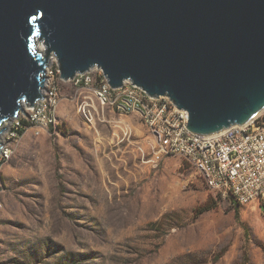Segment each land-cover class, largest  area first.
Returning a JSON list of instances; mask_svg holds the SVG:
<instances>
[{"label":"rangeland","instance_id":"1","mask_svg":"<svg viewBox=\"0 0 264 264\" xmlns=\"http://www.w3.org/2000/svg\"><path fill=\"white\" fill-rule=\"evenodd\" d=\"M50 87L48 130L24 106L1 136L0 264H264V200L219 197L181 156L155 168L140 115L56 73Z\"/></svg>","mask_w":264,"mask_h":264},{"label":"water","instance_id":"2","mask_svg":"<svg viewBox=\"0 0 264 264\" xmlns=\"http://www.w3.org/2000/svg\"><path fill=\"white\" fill-rule=\"evenodd\" d=\"M51 54L65 80L97 64L110 87L168 95L197 134L264 108V0H0V149Z\"/></svg>","mask_w":264,"mask_h":264},{"label":"built area","instance_id":"3","mask_svg":"<svg viewBox=\"0 0 264 264\" xmlns=\"http://www.w3.org/2000/svg\"><path fill=\"white\" fill-rule=\"evenodd\" d=\"M53 55L41 98L27 106L36 134L47 131L54 121L51 112L46 113V107L51 110L59 103L58 91L50 87L56 73L61 81L90 91L101 106L120 115H140L149 129L150 162L155 168L166 157L181 156L194 166L209 189L219 197L240 205L264 200V108L245 123L215 133L197 134L186 127L188 110L179 108L168 95H151L142 86L133 84L130 78L121 86L110 87L108 76L97 64L65 80L60 77V64L55 55L51 61ZM52 62L55 66L51 69ZM36 109L45 112L36 115ZM20 113H25L23 105L18 114L6 122Z\"/></svg>","mask_w":264,"mask_h":264},{"label":"trees","instance_id":"4","mask_svg":"<svg viewBox=\"0 0 264 264\" xmlns=\"http://www.w3.org/2000/svg\"><path fill=\"white\" fill-rule=\"evenodd\" d=\"M27 125H29V123L27 121H22L21 126L18 127L17 129H15V131H17L19 134H23L24 131H25V126H27ZM234 204H236V206H240L239 203H234ZM208 209L209 208L206 207V208L202 209L200 212L203 213V212H205ZM238 210H239V208L237 209L238 216H239V211ZM263 212H264V207H263Z\"/></svg>","mask_w":264,"mask_h":264},{"label":"bare ground","instance_id":"5","mask_svg":"<svg viewBox=\"0 0 264 264\" xmlns=\"http://www.w3.org/2000/svg\"><path fill=\"white\" fill-rule=\"evenodd\" d=\"M40 47L44 48V46H43L42 43L40 44ZM54 58H55V57L53 56L52 59H51V61H52ZM22 105H23V107H24V106H29L26 102H23ZM6 124H7V122L4 123V126H5ZM2 135L4 136V133H2ZM2 135H1V136H2ZM1 138H2V137H1ZM2 142H3V140H2ZM0 150H1V149H0Z\"/></svg>","mask_w":264,"mask_h":264}]
</instances>
